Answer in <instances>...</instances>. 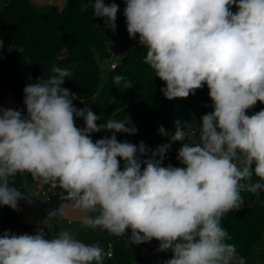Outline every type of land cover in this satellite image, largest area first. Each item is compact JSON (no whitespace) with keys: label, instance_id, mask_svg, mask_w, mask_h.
I'll list each match as a JSON object with an SVG mask.
<instances>
[{"label":"clouds","instance_id":"obj_1","mask_svg":"<svg viewBox=\"0 0 264 264\" xmlns=\"http://www.w3.org/2000/svg\"><path fill=\"white\" fill-rule=\"evenodd\" d=\"M124 3L128 36L138 35L147 49L144 63L164 82V97L188 98L206 85L213 110L199 127L177 120L169 133L160 126L170 142L155 149L143 141L121 142L117 133L138 131L130 119L98 124L101 117L87 106L76 108L75 95L62 87L73 71L53 65L47 78L25 85L26 113L0 106V206L19 210L18 202L29 197L11 185L17 175L31 174L33 181L61 189V201L68 202L50 209L49 221L71 210L85 230L116 237L130 230L129 243L156 240L157 252L171 251L163 264H246L228 243L222 219L242 209L243 192L258 197L264 191V109L247 114L264 104V0ZM92 7L115 34L119 5L94 0ZM13 48L22 51H8ZM123 79L116 76L114 83ZM101 131L111 135L94 142L91 134ZM175 142H182L176 156L181 166H162ZM105 255L99 244L85 243L69 229L50 239L43 228L0 235V264H104Z\"/></svg>","mask_w":264,"mask_h":264},{"label":"trees","instance_id":"obj_2","mask_svg":"<svg viewBox=\"0 0 264 264\" xmlns=\"http://www.w3.org/2000/svg\"><path fill=\"white\" fill-rule=\"evenodd\" d=\"M93 2L94 0L83 5L82 0H67L62 9L53 5L39 7L31 0L4 2L0 10V39L4 41L3 48L0 49L3 57L0 64V85L12 93L25 113V85L29 82L35 83L38 77L47 78L51 75L53 65L73 71V75L65 80L62 87L68 88L75 95L73 104L76 108L87 106L101 117L98 124L106 123L108 118L122 121L130 119L138 131L135 135L117 133V140L121 142L131 141L138 146L143 141L149 148L155 149L158 145L170 142V136L159 134L160 126L167 132L174 133V122H190L199 104L202 103L203 106L200 118L213 110L206 85L188 98L171 101L166 99L161 92L165 84L144 63L147 49L140 45L131 47L115 69H108L109 65L104 68V61L110 60V43L114 34L105 26L104 18L94 17ZM112 2L113 0H104L106 5ZM114 2L119 5L117 16L125 21L124 0ZM236 10L233 6L232 11ZM10 46L18 47L22 51L13 48L9 52ZM116 76L124 79L115 84ZM126 81L132 87L125 88ZM261 109H264V104L257 102L247 114L251 116ZM76 125L83 128L84 121L76 118ZM110 135L111 132L107 131L91 134L94 142ZM176 156L177 153L172 151L170 163L181 166ZM253 179L255 182L258 178ZM11 186L17 187L26 196H36L27 189L24 175H17ZM61 194L62 191L50 190L40 199L44 215L50 209L66 203L61 201ZM242 197L245 202L242 209L227 213L222 219V226L232 237L228 243L235 244L238 254L244 257L255 241L264 237V191L258 197L243 192ZM0 208L3 217L0 235L8 230L17 235L36 234L38 229L35 224L25 221L7 206ZM45 233L47 238L48 232ZM111 243L113 255L105 258L104 264H134L132 259L142 254L138 246L128 242V236L115 238ZM144 245L158 248L156 240ZM260 259L259 264H264V251Z\"/></svg>","mask_w":264,"mask_h":264},{"label":"rangeland","instance_id":"obj_3","mask_svg":"<svg viewBox=\"0 0 264 264\" xmlns=\"http://www.w3.org/2000/svg\"><path fill=\"white\" fill-rule=\"evenodd\" d=\"M66 1L67 0H65V2L63 1L64 3H61L60 1L56 0L54 3L60 4L59 6L55 5L58 8L62 5L65 6ZM82 1H83V5H87L88 2H90L92 0H82ZM1 6H0V8H1ZM60 8H63V7H60ZM116 25H117L116 33L114 34V39L110 43V46H111V50L113 52H115L116 54H118L119 58L122 59L131 47L139 45V43H138L139 36L137 35L135 38H129L128 33H127V28H126V22L123 21L118 16H117V20H116ZM0 55H1V53H0ZM0 64H1V59H0ZM109 64H110V60H106L103 63V67L106 68V67H108ZM105 78H106V75H105ZM3 91H6V93H8L7 94L8 98L12 102L13 106L20 108V106L16 102L14 96L12 95V93L10 91H8L6 88H3L2 86H0V95H1V93H3ZM3 100L10 102L8 99H3ZM202 108H203V106L201 103V104H199V106L196 110V113L192 117L191 121L189 122L190 124L195 123V125L197 127H199V125L201 123L200 114H201ZM187 142H189V141L185 140L183 143H187ZM181 146H182V142L172 143L171 149L168 151V153L166 154V158L163 161V166H167L170 163L172 151H175L177 153L178 149ZM25 176H26L25 185H26L27 189L30 191V193H33L36 195L37 191L44 186L49 187L50 190H52L53 192L62 191L59 188H51L49 185H44V184L40 185L39 182H35V181H33L34 182V187H33L32 183H31V178L29 177V175L26 174ZM28 197H30V196H28ZM32 199L36 200V202H35L36 204L26 208L24 205L18 203V209L19 210H14V211L17 213V215L19 217H21L25 221L32 223V224H35L37 229L43 228L45 232L47 231L48 232L47 238H49V239L51 238V236H55L59 231L64 230V229H69L73 232V234L75 235V237L77 239H80L83 242L89 243V244L97 243L103 249H106L108 247V244L112 240H114L115 238H118L116 236L109 234L108 232H106L104 230H101V229H97V230L87 229V230H85L81 224V215L78 212H74L71 210H66V214L63 217L58 216V217L52 218L50 220V223H47L45 221V218H42V220H41V219H39V216H38V214L42 210L40 199L37 196H35ZM67 203L68 202H66L65 204H67ZM46 215H47V212H45L44 216L46 217ZM2 218H3L2 217V210L0 208V230L3 228ZM43 222H46V223H43ZM128 236H130V230H129ZM263 251H264V237H260L250 247L246 256H244L246 258V264H259L261 261V259H260L261 253ZM171 257H172V254H171L170 258ZM132 262H134V264H163L161 261L154 260V256L150 253H147V252H142V254L138 255L135 259H132Z\"/></svg>","mask_w":264,"mask_h":264},{"label":"built area","instance_id":"obj_4","mask_svg":"<svg viewBox=\"0 0 264 264\" xmlns=\"http://www.w3.org/2000/svg\"><path fill=\"white\" fill-rule=\"evenodd\" d=\"M120 60L121 59L119 58L118 54H116L115 52H113L111 50L110 64H109L108 69H115ZM0 106H2L4 108H10V103L6 100H3L0 102ZM49 191H50V188L42 187L39 191H37L36 196L39 199H42V197H45ZM38 216H39V219L42 220V218H45V221L47 223H50V221L44 216L43 211H41V213H39ZM46 222H43V223H46ZM136 246H138L142 252H147V253L152 254L154 256V260L161 261L162 263H163V261L170 259V256L172 254L171 251L164 252V253L157 252L156 249H153V248L146 246L144 244H140V245H136ZM104 251L106 253L105 258L111 257L113 255V244L110 242L108 244V247L106 249H104ZM109 253H110V255H108Z\"/></svg>","mask_w":264,"mask_h":264},{"label":"crops","instance_id":"obj_5","mask_svg":"<svg viewBox=\"0 0 264 264\" xmlns=\"http://www.w3.org/2000/svg\"><path fill=\"white\" fill-rule=\"evenodd\" d=\"M6 0H0V6L2 5L3 6V4H4V2H5ZM32 2H33V4L34 5H36V6H39V7H43V6H46V5H53V6H55V5H60V4H58V3H54L56 0H31ZM58 1H60L61 3H64L65 2V0H58ZM64 1V2H63ZM67 2V1H66ZM66 5V4H65ZM2 6H1V8H2ZM56 7V6H55ZM60 7H64L63 5L62 6H60ZM60 7H58V9H62V8H60ZM1 8H0V10H1ZM57 8V7H56ZM1 86V85H0ZM4 88V87H3ZM8 93H6V91H3V93H1V95H0V101H2L3 99H8L9 101H10V99L8 98V95H7ZM10 103V108H12V109H20L19 107H14L13 106V104H12V102L10 101L9 102ZM26 174H24V177H25V180H26V176H25ZM29 175V177L31 178V183H32V185H33V187H34V182H33V180H32V177H31V174H28ZM26 182V181H25ZM41 185V184H40ZM36 187V186H35ZM40 190V189H39ZM38 190V191H39ZM30 192V191H29ZM36 202V200L35 199H32L31 197H29V198H27V199H22V200H20L18 203H20V204H22V205H24L26 208H28V207H30V206H33L34 204H36L35 203ZM37 213V212H36ZM41 213V212H40ZM39 215V214H38Z\"/></svg>","mask_w":264,"mask_h":264}]
</instances>
